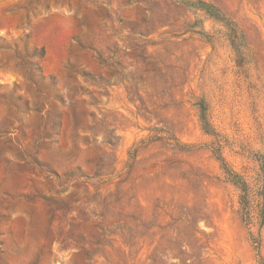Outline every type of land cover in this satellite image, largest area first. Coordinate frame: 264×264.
<instances>
[{"label": "rangeland", "instance_id": "374dc122", "mask_svg": "<svg viewBox=\"0 0 264 264\" xmlns=\"http://www.w3.org/2000/svg\"><path fill=\"white\" fill-rule=\"evenodd\" d=\"M263 192L264 0H0V264H264Z\"/></svg>", "mask_w": 264, "mask_h": 264}, {"label": "trees", "instance_id": "16d2710c", "mask_svg": "<svg viewBox=\"0 0 264 264\" xmlns=\"http://www.w3.org/2000/svg\"><path fill=\"white\" fill-rule=\"evenodd\" d=\"M195 8H202L204 11H206L207 13H209L210 15H213L214 18L218 19V20H222L224 19L223 16H221V14H219V11L214 7V6H211L207 3H203V2H199L198 4H195V3H192V4H189ZM44 54H42L43 56ZM200 115H201V120H202V123H203V129L205 130V132L207 133H212L211 130V124L209 123L208 121V118H207V113H206V110H202L200 112ZM211 135H214V134H211ZM179 148L182 149V146H177ZM214 154L215 156L217 157V159L223 164H224V160L221 158V155H220V152L219 150L217 149H214ZM225 171L226 173L232 178V180L239 186H241V190L245 193L247 191V184L245 181L242 180V178L237 175L236 173L232 172L231 170H228L225 166ZM261 200H262V205H261V219H262V224L264 225V192L261 194Z\"/></svg>", "mask_w": 264, "mask_h": 264}]
</instances>
